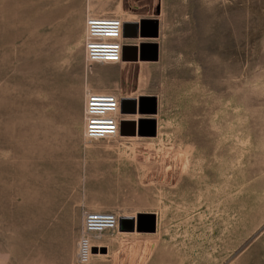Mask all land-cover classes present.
<instances>
[{"label": "rangeland", "instance_id": "obj_1", "mask_svg": "<svg viewBox=\"0 0 264 264\" xmlns=\"http://www.w3.org/2000/svg\"><path fill=\"white\" fill-rule=\"evenodd\" d=\"M86 13L139 62L87 63ZM86 90L156 106L89 142ZM85 211L119 223L82 264H264V0H0V264H81Z\"/></svg>", "mask_w": 264, "mask_h": 264}, {"label": "built area", "instance_id": "obj_2", "mask_svg": "<svg viewBox=\"0 0 264 264\" xmlns=\"http://www.w3.org/2000/svg\"><path fill=\"white\" fill-rule=\"evenodd\" d=\"M123 19L120 15L86 13L84 17L83 53L87 63L122 62ZM120 95L108 91L86 90L83 99V130L86 141L118 136ZM119 217L109 211H85L81 217L80 236L75 260L85 263L92 248L103 247L99 239L117 228Z\"/></svg>", "mask_w": 264, "mask_h": 264}, {"label": "water", "instance_id": "obj_3", "mask_svg": "<svg viewBox=\"0 0 264 264\" xmlns=\"http://www.w3.org/2000/svg\"><path fill=\"white\" fill-rule=\"evenodd\" d=\"M144 23V20H140L138 21V27L142 26ZM136 24L135 22H130V21H124L123 22V27H122V36L123 38H131V37H135L136 36ZM132 26L133 27V31L131 32L129 30V27ZM133 51L131 55H129V51ZM136 58L135 56V50H134V46L132 45H128V44H124L122 47V60H134ZM139 100L132 99V98H128V97H121L120 98V114H126V113H134L136 110V104L138 103ZM139 104V103H138ZM138 104H137V108H138ZM155 112V109H154ZM138 123L140 121H137ZM136 124L132 121V120H125V119H120L119 120V134L123 135V131H124V126L126 124H131L132 127V133L134 134L135 131H138L139 128V124ZM151 130L155 131V124H152L151 126ZM133 219H131V224H133ZM119 223V222H118ZM93 251L95 250L94 248L92 249Z\"/></svg>", "mask_w": 264, "mask_h": 264}, {"label": "crops", "instance_id": "obj_4", "mask_svg": "<svg viewBox=\"0 0 264 264\" xmlns=\"http://www.w3.org/2000/svg\"><path fill=\"white\" fill-rule=\"evenodd\" d=\"M122 19H123V21H129L128 19H124V18H122ZM148 19H149V21H152V22H155L156 23V26L155 27H156V30H158V34H159V31H160V28H161L159 21L157 22V19L159 20V18H155L154 17V18H148ZM148 19L146 20L147 21L146 24L144 23L142 25L143 29H146L147 28V26H148L147 23H149L148 22ZM157 26H158V28H157ZM129 30L132 32L133 31V27L130 26L129 27ZM128 39L131 40V41H126V39H124V42H125V44L134 46L136 58H137V55L139 53H142V52L144 53L143 46H144V43L145 42H142V39L141 40L139 39V37H138V29L137 28H136V36L135 37L128 38ZM132 52L133 51L130 50L129 51V55H131ZM136 58L134 60H130V61L133 62V63L134 62H139V60H137ZM122 63H124V62L122 61ZM139 94L141 95L140 98L143 99V100L140 99V100H142V102L141 101L140 102L138 101L139 105L143 104V101L144 100H150L152 102V104H154L156 106V101H155L154 95H152V94H143V93H139ZM154 105H152V107H154ZM156 111H157V109H155V112H154V110H152V114H150V116L144 118V120L146 119L147 121H149V123H150L151 126H152V124H155V129L158 126V121H157L158 118H157ZM134 118H136V117L133 116L132 114H129V113L128 114H121L120 115V119L134 120ZM131 131H132L131 124H126L124 126V131H123L124 134L123 135L130 137L131 135H133V134H131L132 133Z\"/></svg>", "mask_w": 264, "mask_h": 264}, {"label": "bare ground", "instance_id": "obj_5", "mask_svg": "<svg viewBox=\"0 0 264 264\" xmlns=\"http://www.w3.org/2000/svg\"><path fill=\"white\" fill-rule=\"evenodd\" d=\"M122 63V62H121ZM141 84V83H140Z\"/></svg>", "mask_w": 264, "mask_h": 264}]
</instances>
